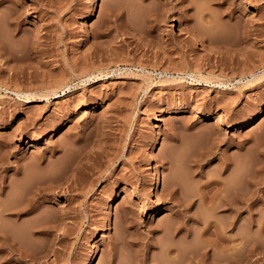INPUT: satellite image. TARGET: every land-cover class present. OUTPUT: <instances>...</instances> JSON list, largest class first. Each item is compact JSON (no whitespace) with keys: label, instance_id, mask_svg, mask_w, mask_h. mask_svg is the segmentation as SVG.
I'll list each match as a JSON object with an SVG mask.
<instances>
[{"label":"rangeland","instance_id":"obj_1","mask_svg":"<svg viewBox=\"0 0 264 264\" xmlns=\"http://www.w3.org/2000/svg\"><path fill=\"white\" fill-rule=\"evenodd\" d=\"M1 13L0 230L30 258L0 264H264V0ZM39 189L40 210L6 215Z\"/></svg>","mask_w":264,"mask_h":264},{"label":"bare ground","instance_id":"obj_2","mask_svg":"<svg viewBox=\"0 0 264 264\" xmlns=\"http://www.w3.org/2000/svg\"><path fill=\"white\" fill-rule=\"evenodd\" d=\"M2 12V11H1ZM3 13H4V11H3ZM3 13H1V15H0V17L2 16V14ZM17 21V20H16ZM18 22V21H17ZM15 23V26L19 23ZM20 24H18L17 25V27L15 28L17 31H19L20 29L18 28V26H19ZM15 29H14V31H15ZM1 44V43H0ZM3 45H4V43H3ZM3 46H1L0 48H2ZM4 47H5V45H4ZM2 49H4V48H2ZM6 49H4V51H5ZM211 76V75H210ZM207 78H209V77H206V79ZM211 78V77H210ZM206 81H208L209 82V80H206ZM262 169V168H261ZM251 174V173H250ZM248 176H250V179H252V181L254 180L253 178L255 177V175H254V177H251V176H253L252 174L251 175H249L248 174ZM258 177V176H257ZM256 177V178H257ZM247 178V177H246ZM256 178H255V180L253 181L254 182V184L255 185H257V184H261V182H256ZM61 180V179H60ZM247 180H249V179H247ZM258 181H261L259 178L257 179ZM61 181H63V180H61ZM161 177L160 176H156V178H155V180H154V185H153V189L154 190H158L160 187H161ZM57 183V182H56ZM257 183V184H256ZM254 184H253V186H254ZM59 185V184H58ZM62 185V184H61ZM252 186V185H251ZM56 187V186H55ZM54 187V190H56V188ZM225 187V186H224ZM53 188V187H52ZM258 188H257V186H256V191H257V193L256 194H254L253 195V193H252V195L253 196H250V197H264V192H263V194L260 196V195H258L259 193H260V191L262 190V189H260V191L259 190H257ZM41 189H39V191H40ZM43 190V189H42ZM42 190L40 191V192H36V193H38V194H35L34 193V196L33 197H38V198H35V200L36 201H34L33 203H31V204H24V205H14V206H12L6 213V215L10 218V219H13L12 221H14L15 223H17V224H19V222H21L22 223V221L24 220V218H26V217H28V216H30L31 214H33L34 212H36L40 207H39V204L40 203H38V201H41L40 199H45V197H47V195L48 194H45V192H42ZM219 190V189H218ZM222 190V189H221ZM44 191V190H43ZM48 191V190H47ZM50 191V190H49ZM48 191V192H49ZM255 191V192H256ZM258 191H259V193H258ZM263 191V190H262ZM225 192H227V191H225ZM233 192H235L236 193V191H233ZM232 192V193H233ZM254 192V193H255ZM49 193H51V192H49ZM229 193V192H228ZM58 194V193H57ZM219 194V193H218ZM222 194H227V193H224V190H223V193ZM237 194V193H236ZM215 195H216V193L214 194V197H215ZM228 195V196H227ZM226 196H224V195H222L223 197H230V198H232V197H237L236 199L235 198H233L232 200H229V199H226L225 201H226V203L228 204V205H231V206H229V207H233V205H232V203H234V202H237V201H235V200H237L239 197H240V199L242 198V197H244L243 199L245 200V195L243 196V195H238L237 194V196L235 195V196H231L230 194H227ZM233 195H234V193H233ZM31 195H29L28 197H30ZM31 196V197H32ZM118 194H116L115 196H114V199L112 200V205H114L115 203H116V201H117V199H118ZM216 196H218V195H216ZM221 196V197H222ZM27 197V198H28ZM213 197V196H212ZM247 197H249L248 195H247ZM26 199V198H25ZM31 199V198H30ZM240 199H238L239 201L238 202H241L240 201ZM16 201V200H15ZM23 201H24V199H23ZM27 201V200H26ZM29 201V200H28ZM13 202V201H12ZM18 202V201H17ZM17 202H15V203H17ZM31 202V201H30ZM1 204H2V202H0ZM10 204V203H9ZM222 204H223V202H222ZM237 204V203H236ZM235 203H234V205H236ZM240 204V203H239ZM241 204H245V201H244V203H241ZM221 205V204H220ZM225 206H227L226 204H224ZM223 205V206H224ZM247 205V204H246ZM2 206L4 207V205L2 204ZM40 206H41V204H40ZM239 206V205H238ZM238 206H234V207H238ZM242 206V205H241ZM244 206V205H243ZM3 207H1V205H0V220H1V217L3 216V214H4V209H2ZM240 207V206H239ZM245 207H247V206H245ZM252 207V206H251ZM251 207H249L250 209H251ZM225 208H227V207H225ZM243 208V207H242ZM41 209H42V207H41ZM230 209V208H229ZM233 209V208H232ZM238 209V208H237ZM241 209V208H240ZM40 210V209H39ZM227 210V209H226ZM239 210V209H238ZM230 211H232V210H230ZM234 212L236 211V209L235 210H233ZM239 213V212H238ZM238 213H236V214H238ZM52 219H50L49 221H51ZM48 221V222H49ZM47 222V223H48ZM51 222H53V220L51 221ZM50 222V223H51ZM55 223H57V222H55ZM1 224V223H0ZM210 224V223H209ZM213 225V224H212ZM25 225H23V227H24ZM210 226V225H209ZM31 227V226H30ZM52 229H53V227H51V226H49L48 224H45L44 226H42L41 228H40V234H48L50 231H52ZM17 234V233H16ZM31 235V234H30ZM24 236V235H23ZM35 236H37V234L35 235ZM35 236H32L33 238L35 237ZM31 237V236H30ZM31 237V241H32V238ZM21 238V237H20ZM35 239V238H34ZM18 241V240H17ZM19 242H20V240H19ZM35 244H36V242L35 241H33ZM51 243V242H50ZM22 244V243H21ZM42 244V243H41ZM136 244V243H135ZM16 245H18V244H16L15 243V241H12V239L10 240V238H9V236H8V234L6 233V232H4L3 230H0V263H10V262H13V258H14V256L15 255H17V256H19L18 258H25V257H27L28 255H27V253H25V252H20V250H19V248H18V246H16ZM43 245V244H42ZM49 245V244H48ZM44 246V245H43ZM23 247V246H22ZM117 247V246H116ZM115 247V248H116ZM21 248V247H20ZM41 249H42V247H40ZM113 248H114V246H113ZM25 249V248H24ZM39 249V248H38ZM27 250V249H26ZM33 250V249H32ZM36 250V249H35ZM35 250H33V251H35ZM43 250V249H42ZM45 250V249H44ZM113 250V249H112ZM37 251V250H36ZM46 251V250H45ZM45 251H38V252H41V253H43L44 255H46L45 254ZM172 250H170V252H171ZM37 252V253H38ZM47 252V251H46ZM50 252H51V250H50ZM50 252H48L47 253V255L50 253ZM55 252V251H54ZM114 252V251H113ZM169 252V253H170ZM178 252V251H177ZM168 253V254H169ZM172 253V252H171ZM170 253V254H171ZM174 253V252H173ZM29 255H31V257H32V254H35L36 255V253H28ZM42 254V255H43ZM55 254H57L56 252H55ZM175 255H174V257H173V259L175 260V262L173 263V264H177L179 261H178V259H180V256L178 255V253L176 254V253H174ZM193 254V253H192ZM191 254V255H192ZM34 255V256H35ZM42 255L41 256H39L38 254H37V256H39V258L40 259H42V258H45V257H42ZM172 255V254H171ZM170 255V256H171ZM32 257L33 258V261H34V259H35V257ZM135 256H137V254L135 255ZM42 257V258H41ZM138 257V259H136V261L133 263V260H132V263L133 264H148V262H147V259L145 258V259H143L142 257H139V256H137ZM190 257H192V256H190ZM28 258H30L29 256H28ZM31 258V259H32ZM37 258V257H36ZM139 258H142V260H140ZM192 259V258H191ZM196 259V257L194 258V255H193V259L192 260H190V258H189V263H187V264H198V262H199V259H198V261L197 260H195ZM32 261V260H31ZM37 261V260H36ZM38 261H39V259H38ZM27 262V261H26ZM30 262V261H29ZM188 262V261H187ZM172 263V262H171ZM181 262H179L178 264H180ZM200 263V262H199ZM204 263V262H203ZM89 264H92V261H90L89 262ZM186 264V263H185ZM206 264V263H205Z\"/></svg>","mask_w":264,"mask_h":264}]
</instances>
